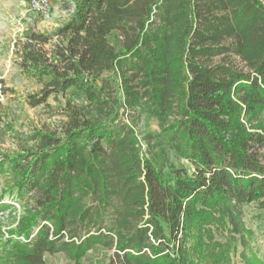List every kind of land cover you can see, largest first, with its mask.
<instances>
[{
  "label": "trees",
  "instance_id": "1",
  "mask_svg": "<svg viewBox=\"0 0 264 264\" xmlns=\"http://www.w3.org/2000/svg\"><path fill=\"white\" fill-rule=\"evenodd\" d=\"M72 1L65 23L16 49L43 86L29 104L62 94L68 120L62 136L39 130L34 149L1 154L0 174H14L5 194L36 204L0 264L79 261L95 246L115 250L110 264H229L213 226L240 237L244 264H264L243 213L264 207V0ZM143 114L160 132L139 137Z\"/></svg>",
  "mask_w": 264,
  "mask_h": 264
},
{
  "label": "rangeland",
  "instance_id": "2",
  "mask_svg": "<svg viewBox=\"0 0 264 264\" xmlns=\"http://www.w3.org/2000/svg\"><path fill=\"white\" fill-rule=\"evenodd\" d=\"M34 1L0 0V160L2 153L34 149L38 141L31 139L30 136L36 131H55L62 136L68 120L66 99L62 94H53L46 103L37 107L29 104V96H38L43 86L23 70L16 49L18 44L26 41V33L30 30L52 32L65 23L73 12L74 3L72 0H51L49 11L44 14L33 9ZM55 42L57 39H53L47 48H51ZM110 42L119 50L122 48L118 31H114L110 36ZM222 58L216 56L211 62L219 63ZM228 61L238 67L244 66L239 57L231 56ZM77 103L81 104L83 101L77 100ZM260 118L264 120V110ZM136 130L139 137L147 135L148 132H160L159 121L150 114H143L136 125ZM170 152L171 162L176 167H186L190 173L193 172V167L187 160L174 150ZM165 171L168 174V168ZM13 176L12 172L0 174V204L10 205L5 210L0 209L1 249L4 240L9 238L10 231L19 225L25 207H33L36 204L33 193L24 198L19 197L16 192L5 194L9 185L13 183ZM243 213L247 228L253 232L249 239L250 249L260 259H264V207L258 202L248 203L244 205ZM213 229L215 239L231 244L229 264H244L241 259L244 247L240 237L222 228L213 226ZM21 239L24 240L23 237ZM114 252V249L95 246L79 261L72 260L64 251L47 254L46 261L47 264H110Z\"/></svg>",
  "mask_w": 264,
  "mask_h": 264
},
{
  "label": "built area",
  "instance_id": "3",
  "mask_svg": "<svg viewBox=\"0 0 264 264\" xmlns=\"http://www.w3.org/2000/svg\"><path fill=\"white\" fill-rule=\"evenodd\" d=\"M51 0H35L33 2V9L46 14L49 11Z\"/></svg>",
  "mask_w": 264,
  "mask_h": 264
}]
</instances>
